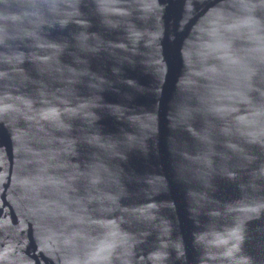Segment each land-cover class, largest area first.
<instances>
[{"label": "water", "instance_id": "obj_1", "mask_svg": "<svg viewBox=\"0 0 264 264\" xmlns=\"http://www.w3.org/2000/svg\"><path fill=\"white\" fill-rule=\"evenodd\" d=\"M0 264H264V0H0Z\"/></svg>", "mask_w": 264, "mask_h": 264}]
</instances>
